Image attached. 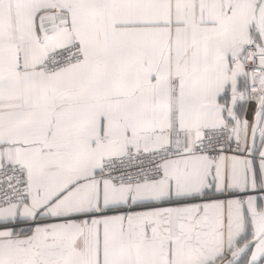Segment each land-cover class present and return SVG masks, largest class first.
Returning a JSON list of instances; mask_svg holds the SVG:
<instances>
[{
	"label": "snow or ice",
	"instance_id": "obj_1",
	"mask_svg": "<svg viewBox=\"0 0 264 264\" xmlns=\"http://www.w3.org/2000/svg\"><path fill=\"white\" fill-rule=\"evenodd\" d=\"M0 264H264V0H0Z\"/></svg>",
	"mask_w": 264,
	"mask_h": 264
}]
</instances>
